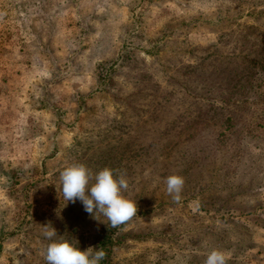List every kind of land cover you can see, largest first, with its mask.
<instances>
[{
    "label": "rangeland",
    "instance_id": "1",
    "mask_svg": "<svg viewBox=\"0 0 264 264\" xmlns=\"http://www.w3.org/2000/svg\"><path fill=\"white\" fill-rule=\"evenodd\" d=\"M76 164L137 204L108 264H264V0H0V264L98 249Z\"/></svg>",
    "mask_w": 264,
    "mask_h": 264
},
{
    "label": "clouds",
    "instance_id": "2",
    "mask_svg": "<svg viewBox=\"0 0 264 264\" xmlns=\"http://www.w3.org/2000/svg\"><path fill=\"white\" fill-rule=\"evenodd\" d=\"M60 182L59 196L62 195L67 203L79 200L91 218L108 227L117 228L137 216L136 202L123 195V191L129 187L128 180L123 174H116L113 169L106 167L93 173L85 165L76 164L60 173ZM184 183L182 176L167 177L166 191L173 202H180ZM101 215L107 218V222L99 219ZM43 235L51 240L58 234L54 227L49 229L45 225ZM105 257L106 252L102 248L94 250L90 247L82 251L67 240L53 241L45 251L47 264H101ZM228 259L225 252L213 250L205 264H228Z\"/></svg>",
    "mask_w": 264,
    "mask_h": 264
},
{
    "label": "trees",
    "instance_id": "3",
    "mask_svg": "<svg viewBox=\"0 0 264 264\" xmlns=\"http://www.w3.org/2000/svg\"><path fill=\"white\" fill-rule=\"evenodd\" d=\"M119 227L112 228L111 226H106L103 235L100 237L97 247L98 249L102 248L106 252V257L101 261V264H108L106 259L108 255V249L115 243L119 242L118 238L115 237L116 231L119 229Z\"/></svg>",
    "mask_w": 264,
    "mask_h": 264
}]
</instances>
